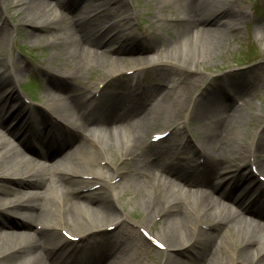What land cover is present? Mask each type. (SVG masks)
Listing matches in <instances>:
<instances>
[{
  "label": "bare ground",
  "instance_id": "1",
  "mask_svg": "<svg viewBox=\"0 0 264 264\" xmlns=\"http://www.w3.org/2000/svg\"><path fill=\"white\" fill-rule=\"evenodd\" d=\"M51 1L0 0L3 11L12 3L14 8L34 12V16L22 15L18 19L38 30H51L55 38L66 29L65 38L70 46H65V50L57 47L62 50L68 69L57 68L58 72H54L45 63L37 65L49 74L47 84L52 88L47 90L45 109L65 124H46L45 112L18 93L20 77L25 72L19 59L0 58V87L7 86L0 92V230L6 231L0 233V264H144L139 241L160 245L165 252V261L160 264H184L179 255H187L197 242L203 247L193 264H264V223L244 214L249 212L264 220V181L260 179V175L264 176V125L257 128L254 124L255 130L246 138L230 137L237 126L249 119L242 104L251 98L242 99L241 103L226 100L230 91L233 95H248L251 86L264 82V70H260L261 66L259 70L257 66L248 69L252 72L249 84L229 81L228 71L211 78L223 79L221 84L215 82L197 94L191 87L204 85L207 76L203 70L223 56L217 52L220 35L213 33L212 27L241 32L242 24H247L245 18L257 19L247 10L239 12L236 0H179L181 13L177 18L182 26L175 46L165 44L156 55L150 52L130 57L119 55L131 52L128 42L134 46L139 40V46L150 45L155 52L157 48L152 42L160 32L144 34L140 39L131 21L136 8L115 20L120 12L124 14L116 6L125 8L126 0H115L113 4L112 0H84L81 16L76 20L64 13L71 8L67 0H55L56 9L46 10ZM170 2L162 0L161 7ZM0 18L7 26V19L2 15ZM99 18H103L102 27L95 22ZM156 19L163 24L173 20L163 15ZM257 21L264 28V16ZM14 31L11 29L10 34ZM105 32H116V39L122 41L120 46H112L115 40L106 42L102 37ZM109 51L119 56L113 57ZM99 58L103 59L98 62L102 67L92 63ZM177 67L193 70L190 74L195 76L183 78L174 71ZM165 69H172L167 77L170 91L162 93L161 85L152 82L139 85L147 70ZM92 72L99 76L86 82ZM121 75L128 76V89L110 91L115 96L111 104L106 103L109 110L100 120L81 111L85 104L98 108L104 88ZM54 78L58 82L63 78L75 82L69 97L62 99L65 89ZM13 100L15 103L7 111L8 102ZM218 103L224 109L218 110ZM204 111L210 114L209 127L195 132L192 119H198ZM133 115H139V121L128 120ZM114 122L122 124L117 128L112 126ZM12 123L16 124L11 126ZM31 124L35 130L29 132ZM157 126L160 130L150 134ZM161 133L165 137L154 141ZM190 133L195 135L196 144H182ZM75 134L82 141L47 165L56 172L44 171L42 153L32 140L50 151L71 144L69 139ZM177 134H182L183 139L177 138ZM166 138L175 143L160 145ZM186 148L196 152V160L180 157L183 151L189 152ZM117 159L137 162L132 180L124 183L125 174L119 171ZM247 176L255 185L243 189L234 184V189H239L233 199L236 207L226 204V198H233L232 181L239 182ZM189 179L202 189L183 190L176 183ZM205 188L215 192L219 189L220 197ZM127 193V203L143 206L147 218L165 215L167 232L152 234L128 213H120L116 204ZM10 195L17 198L10 199ZM108 202L113 205L108 206ZM8 212L18 217L17 224H9ZM110 226L113 228L109 229ZM204 226L215 231H205ZM226 235L233 239L228 242Z\"/></svg>",
  "mask_w": 264,
  "mask_h": 264
},
{
  "label": "rangeland",
  "instance_id": "2",
  "mask_svg": "<svg viewBox=\"0 0 264 264\" xmlns=\"http://www.w3.org/2000/svg\"><path fill=\"white\" fill-rule=\"evenodd\" d=\"M28 0H24V2H27ZM70 9L65 10L64 13L66 16L69 17L71 20H76L78 16H81V5L83 4L84 0H76L77 2H74L75 0H67ZM100 1V0H96ZM12 2V0H10ZM237 2V9L239 12L242 10H247L249 14L255 19L258 20V17L264 16V0H236ZM55 0H52L49 2L47 5L46 10L50 9H56L55 5ZM116 3L115 0L110 1V4ZM118 4V3H117ZM162 0H126V6L125 8H122L121 6H116L118 9L123 10L124 14L120 12L118 15H116L115 20H119L121 18H124L130 11L132 12L133 8H136V13L132 15V24L135 25V28L138 30V35L141 39L143 38L144 34H150L151 32L156 33L160 32L159 38L155 39L153 45L157 48V51H151L150 45L145 47L139 46V40L136 41L134 46L130 45V42H128V48L131 49L130 53H125L121 52L122 54H119L121 56H145L148 55L150 52H153V54L159 53L162 49H164L166 46L165 44H171L176 41V34L177 37H179L180 31H181V26L182 23L179 21L180 19L177 18L178 14L181 13L180 9V2L179 0H171L169 6H162ZM5 12V13H4ZM57 12L60 14L61 10L57 8ZM4 16L7 21L8 25L4 26L2 23V19L0 18V42H3V45L0 47V58L6 59L9 56L12 58H18L21 66L25 68V72L23 76L20 77V83L18 86V93L22 97L29 96L32 99L37 100L35 105L39 107H43L45 103V96L47 95V90L50 91V87H48L47 81L49 79V74L46 71H43L37 66L38 64L45 63L48 65V67L54 71L58 72L57 68L64 70L68 69L69 66L65 62L64 58L62 57V50H65V46L70 48L67 39L65 38L67 36L66 29L63 30L62 32L58 33V35H61V37L55 38V34L51 30H45L41 31L38 30L37 27L28 25L27 23H24V19H18L19 16H34V12L31 10L24 11L21 9V7L14 8L13 4H9L8 8L6 11H3L0 9V16ZM163 15L165 17H168L171 20L167 24H163L162 21H158L156 19V16ZM249 15V16H250ZM93 15L90 16V19ZM138 16V19L135 17ZM247 20V24H242V31L241 32H236V31H231L229 29H223L220 28L221 26H216L212 27L213 33H217L220 35L218 37V43L217 44V52L222 53V57L217 58L213 64H208V68H205L203 72L207 76V80L204 82V85L200 84L195 88L193 84H191V87L195 89V94L198 93V90L205 89L211 87V85L215 82L221 84L224 80L221 78H218L214 81H211V78L215 77L216 75L219 76L222 73L230 71L231 74L228 76L229 81L234 82V80L239 81L242 84H249L251 82V73L248 71V69L257 66V69L259 70H264V28H260L258 25L259 22L256 20L254 21L253 18L248 20V18H245ZM5 20V19H4ZM102 20L103 18L97 19L95 22L98 24L100 27L104 26L102 25ZM92 22V19H91ZM6 29L3 30L2 29ZM65 28V26H63ZM219 28V29H218ZM11 29H14L15 31L10 34ZM104 29V28H103ZM69 33V29L67 30ZM11 36L10 40H8L9 36ZM76 35V34H75ZM141 35V36H140ZM102 37L106 42L109 40H115L114 43H112V46L114 47H119L120 42L119 39H116V32H105L102 33ZM117 40V41H116ZM124 40V39H123ZM59 42V44L57 43ZM127 44V43H126ZM124 44V45H126ZM123 45V44H122ZM175 46V45H173ZM61 47V49L57 48ZM160 49V50H159ZM159 50V51H158ZM109 54L112 55L113 57H117V53L115 54L113 51H109ZM175 54V53H174ZM175 56H177L175 54ZM103 59L99 58L97 60L94 59L92 63H101ZM98 63V64H99ZM36 66H35V65ZM101 67L102 65L99 64ZM196 70H201L200 68H197ZM174 71H177L182 75L183 78L189 79L192 76H195V74H190L192 71L188 72L185 69L177 67L174 68ZM264 72H262L263 74ZM172 74V69H165V70H159V71H154V70H147L145 74H143V78L139 81V85H144V84H149L153 83L152 85L155 84H160L161 85V92H166L171 90V84L168 83L167 77ZM98 74L95 73H90L86 79V82H92L96 80V77H98ZM55 82H58L55 80ZM53 81V82H54ZM181 81V80H180ZM64 89L65 92L64 95H62V99H65V97H69V94L72 93V88L75 85V82L72 80H65V78L61 79V82H58ZM182 83H184L182 81ZM55 84V83H54ZM109 85L104 88L105 94L101 96L99 99L100 106L96 109L93 110V105L91 104H85L84 106L81 107V111L84 113H92L90 116L92 119H97L100 120L109 110L108 104L111 103L113 100V97L115 96L113 93L110 91L113 90V92H122L128 89V76L127 75H121L119 76L115 81L108 83ZM251 85V84H250ZM7 86H2L0 87V92L5 90ZM52 89V88H51ZM111 89V90H110ZM197 90V92H196ZM75 92V91H73ZM160 92V93H161ZM109 93V94H107ZM161 93V94H162ZM248 95H233V91L228 92L226 100L230 103H241L243 102L242 99H246L247 97L251 98L250 100L244 101V108L249 112L250 117L249 119L246 120L243 124L237 126L233 132L232 136L230 137H236L239 140L241 138H246L249 133H252L253 130H255V125H257V128H259L262 124L264 125V82L260 83L257 86H251L247 92ZM160 98V95L158 96ZM146 98V97H145ZM14 101V102H13ZM8 103L6 106V110L8 111L9 107L12 106L15 103V100H13ZM108 103V104H106ZM226 103V102H225ZM55 105H53L54 107ZM217 109H224V106L222 103H218ZM42 112V111H41ZM201 115L198 117V119H192V126L195 129V132H201L204 128H208L209 126L207 124L210 123L209 117L210 114L209 112H201ZM60 122L66 123L62 118L58 117ZM183 120H186L184 116H182ZM46 119L47 123L50 121V116L46 114ZM132 122H137L139 121V115H133L131 117ZM9 124V123H8ZM121 122H114L112 124L113 127L119 128L121 126ZM255 124V125H254ZM32 126V125H31ZM43 125H39V128H41ZM160 126H157L153 129L150 134H153L156 130H160ZM256 128V129H257ZM116 129V128H115ZM28 130H32V128L28 127ZM179 139H183L182 134H177ZM176 136V135H175ZM70 142L71 144H67L66 148L68 147L72 149H75L77 144L82 141V138L79 137L78 134H75L73 137H71ZM195 135L190 133L183 139V143L185 144L187 141L190 142L188 144L195 145ZM173 142L172 139L166 138V140H162L160 142V145H171ZM35 144H38V142L35 141ZM177 144V143H176ZM180 145V140L178 142ZM177 144V146H178ZM39 145H37L38 147ZM184 146V145H183ZM187 149V148H186ZM189 152L184 151L180 154V157H185L188 160H196L197 157L195 156L196 152H193L192 149H187ZM42 153H44L42 151ZM262 155H264V151L262 152ZM185 158L181 161L182 163H185ZM118 165V169L120 172L125 174L123 181L124 183L126 181L132 180L136 168L138 167V164L135 160L132 161H124L121 162V160L117 159L116 161ZM196 163V162H195ZM1 167V163H0ZM42 168L44 171L48 173H54L53 171L47 170V167L43 166ZM255 171V170H254ZM261 181H264V176L260 175ZM145 182V181H142ZM231 183V188H235L234 184L240 185L243 189L246 188V186H254L255 182H252V178L250 177H244L239 182H234ZM176 183L180 187V189L183 190H188V189H195L201 188L202 187L193 179L189 180H177ZM248 183H250L248 185ZM135 186V185H133ZM18 188L17 186H15ZM96 187H93L92 191H94ZM238 188V187H237ZM134 190H139V187H133ZM207 190L209 193L215 195L216 197H220V190L218 189L215 192L212 189H204ZM239 189H234V194L230 198L225 199V203L228 205H231V207L235 208L236 205L233 203V199L235 198V195H237V192ZM233 193V192H232ZM10 199H16L17 195H10ZM130 194H124L122 196V199L118 201L116 205H119L118 211L120 213L126 212L129 214L131 219L137 221L138 223L143 225L144 228H147L148 231H150L152 234H157L163 232H167V223L164 222L165 220V215H160L157 218H147V213L144 212V207L143 206H138L134 207L132 204L127 203L129 201ZM113 204L111 202H108V206H112ZM247 215L248 219H255L259 220L260 222L264 223V220H261L260 218H256L253 215H250L249 212L244 213ZM6 215H9L10 217L8 220L10 225H15L18 222V217L13 215L11 212L6 213ZM149 222L152 224V228H149L147 223ZM203 229L205 231H210L214 232L215 229L209 226H204ZM24 230H34L33 228L26 229ZM124 230H127L124 229ZM141 231V230H139ZM5 230H0V233H5ZM139 232V234H141ZM31 236L34 235V231H31L29 233ZM121 235V234H119ZM123 235V234H122ZM121 236H119L120 238ZM225 239L230 242L233 239V236H224ZM123 238V237H121ZM140 243L139 248L141 251V261L144 264H160V261H165V252L156 244V243H149L145 241H139ZM203 247L202 243H196L193 244V246L190 248V251L188 254H183V256L179 255V259L183 261L184 264H193L194 261L197 259V256L199 254L201 249ZM131 253H134L133 250L131 249ZM201 253V252H200ZM178 257V256H177Z\"/></svg>",
  "mask_w": 264,
  "mask_h": 264
}]
</instances>
